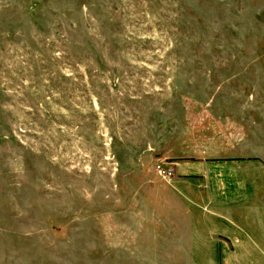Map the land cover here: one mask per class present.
I'll return each mask as SVG.
<instances>
[{"label":"rangeland","instance_id":"rangeland-1","mask_svg":"<svg viewBox=\"0 0 264 264\" xmlns=\"http://www.w3.org/2000/svg\"><path fill=\"white\" fill-rule=\"evenodd\" d=\"M243 201L264 0H0V264H264Z\"/></svg>","mask_w":264,"mask_h":264},{"label":"crops","instance_id":"crops-1","mask_svg":"<svg viewBox=\"0 0 264 264\" xmlns=\"http://www.w3.org/2000/svg\"><path fill=\"white\" fill-rule=\"evenodd\" d=\"M243 184L242 188L247 190V184L248 182H243L240 183ZM241 187V186H240ZM245 192V191H244ZM250 196V195H248ZM243 203V204H242ZM242 203H236V204H229L228 202L222 203L218 208L220 209L221 207V213H232L236 212L238 214V217L236 218V215L234 217H229L226 218H221L220 223L222 224L224 228L229 227L232 230H238L240 235L243 237H252V236H257L261 239V244H255L252 246H240L238 248L240 253H245V254H251L252 252L256 253H262L264 254V243L262 241L264 240V214L262 212L264 211V204L263 206H258L256 203L261 204L260 202H253L250 201V203L243 201ZM242 204V205H240ZM243 213L244 217H240L239 214ZM254 214L251 217L247 216V214ZM223 217V216H222ZM243 232V233H242ZM244 264H249L248 262H244Z\"/></svg>","mask_w":264,"mask_h":264},{"label":"built area","instance_id":"built-area-1","mask_svg":"<svg viewBox=\"0 0 264 264\" xmlns=\"http://www.w3.org/2000/svg\"><path fill=\"white\" fill-rule=\"evenodd\" d=\"M155 168L157 173L162 175V177L166 175H171V171L167 168L161 167L160 165H156Z\"/></svg>","mask_w":264,"mask_h":264}]
</instances>
